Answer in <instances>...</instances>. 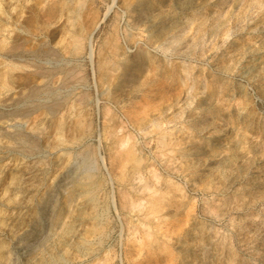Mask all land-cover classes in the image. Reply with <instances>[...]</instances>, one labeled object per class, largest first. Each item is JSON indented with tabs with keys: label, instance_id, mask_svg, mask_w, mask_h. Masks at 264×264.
Instances as JSON below:
<instances>
[{
	"label": "rangeland",
	"instance_id": "374dc122",
	"mask_svg": "<svg viewBox=\"0 0 264 264\" xmlns=\"http://www.w3.org/2000/svg\"><path fill=\"white\" fill-rule=\"evenodd\" d=\"M0 264H264V0H0Z\"/></svg>",
	"mask_w": 264,
	"mask_h": 264
}]
</instances>
